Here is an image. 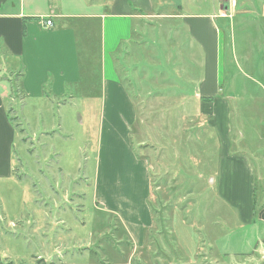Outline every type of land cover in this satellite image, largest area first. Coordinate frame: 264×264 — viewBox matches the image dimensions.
<instances>
[{
    "label": "rangeland",
    "instance_id": "rangeland-1",
    "mask_svg": "<svg viewBox=\"0 0 264 264\" xmlns=\"http://www.w3.org/2000/svg\"><path fill=\"white\" fill-rule=\"evenodd\" d=\"M54 1L35 0L30 9L46 12ZM155 1L160 5L167 0ZM228 1L222 0L220 13ZM250 1L262 0L237 4L244 9ZM106 2L85 0L93 7ZM239 6L230 18H221L232 19ZM173 14L162 10L143 17L114 54L118 75L136 108L131 144L149 167L152 226L145 246L133 248L118 220L96 202L95 112L84 118L82 100H75L74 106L23 104L18 91L7 107L17 125L13 153L19 184L0 190V264H264L260 256H222L225 249L230 253L246 248L248 236L235 233L233 212L216 201L212 179L217 142L199 115V100L187 99L183 85L200 60L191 47L185 48L186 32ZM229 23L224 28L228 57L235 44L231 34H236ZM0 75L7 76L3 71ZM252 78L239 67L226 75V86L240 94L252 86ZM237 100L232 105L231 153L244 152L261 169L264 147L255 142L252 125L264 127L256 120L255 106Z\"/></svg>",
    "mask_w": 264,
    "mask_h": 264
},
{
    "label": "crops",
    "instance_id": "crops-1",
    "mask_svg": "<svg viewBox=\"0 0 264 264\" xmlns=\"http://www.w3.org/2000/svg\"><path fill=\"white\" fill-rule=\"evenodd\" d=\"M34 1L0 0V72L7 75H0V190L2 185L19 184L13 153L17 129L9 120L7 103L13 100L9 80L21 72L23 104L50 101L74 106L75 100H82L84 118L95 112L96 202L118 220L133 248L144 247L152 226L149 167L131 145L135 106L115 72L112 55L129 41L133 26L143 17L170 11L186 32L185 48L191 47L200 60L183 85L187 99L199 100V115L217 142L212 179L216 201L233 212L235 233L248 236L246 248L230 253L225 249L222 256L264 258V165L259 169L244 152L231 153L232 105L237 99L255 106L256 120L264 127V0L247 2L244 9L237 4L230 20L218 16L222 0H167L160 5L155 0H107L103 7L89 6L85 0H55L51 7L47 0L46 12L32 11ZM28 17L33 20L26 21L22 36V19ZM47 19L52 26H45ZM228 22L236 31L231 34L235 44L229 57L224 45ZM92 37L97 43L90 50ZM239 67L254 75L252 86L240 94L226 86L230 85L226 75ZM75 116L83 123L81 114ZM252 126L255 142L264 147V130H258V122Z\"/></svg>",
    "mask_w": 264,
    "mask_h": 264
},
{
    "label": "trees",
    "instance_id": "trees-1",
    "mask_svg": "<svg viewBox=\"0 0 264 264\" xmlns=\"http://www.w3.org/2000/svg\"><path fill=\"white\" fill-rule=\"evenodd\" d=\"M27 20H33V18H30V17H28V18H23L22 19V36H24L25 35V23H26V21ZM93 33V32H92ZM133 31H132V33H131V37H132V35H133ZM80 38V37H79ZM81 39V38H80ZM131 39V38H130ZM129 39V40H130ZM90 44H89V46H88V48L90 49V50H92L93 48H94V44H95V42L97 43V40H96V38H94V37H92L91 39H90ZM128 42V41H127ZM122 44H124V43H121V45ZM88 45V44H87ZM120 45V46H121ZM120 46H119V48H120ZM118 48V49H119ZM117 49V50H118ZM96 50H97V46H95V52H96ZM117 50L115 51V53L117 52ZM92 52V51H91ZM115 53H113V55H112V60H113V64H114V69H115V72H116V74H117V76H118V78H119V80H120V82H121V84L124 86V84L122 83V80H121V78L119 77V75H118V70H117V66H116V59L114 58V54ZM81 54H82V50H81ZM22 76H23V74L21 73V72H17V73H15L14 75H13V77H11L10 78V83H11V94H18V91L20 92V93H23V89H22V86H21V80H22ZM8 78V77H7ZM125 87V86H124ZM46 89L47 88H45V91H44V95H45V97H48V95H47V91H46ZM125 89H126V91H127V93H128V95H129V92H128V90H127V88L125 87ZM129 97L131 98V96L129 95ZM132 100V99H131ZM200 100L202 101V102H208V101H210L211 100V98H200ZM132 102H133V100H132ZM135 111H136V108H135ZM7 113H8V116H9V120L14 124V126H15V129H17V125L14 123L15 122V117H11L10 116V114H9V111H7ZM131 141V140H130ZM132 145V144H131ZM136 154V153H135ZM139 157V156H138ZM140 158V157H139ZM256 207V206H255ZM255 210V209H254ZM145 246V245H144Z\"/></svg>",
    "mask_w": 264,
    "mask_h": 264
},
{
    "label": "built area",
    "instance_id": "built-area-1",
    "mask_svg": "<svg viewBox=\"0 0 264 264\" xmlns=\"http://www.w3.org/2000/svg\"><path fill=\"white\" fill-rule=\"evenodd\" d=\"M236 5H237V0H229L227 7H226V10L221 12L218 16L230 18L232 11L235 10V8H236ZM44 24L46 27H50V26H52V21L50 19H47L44 22Z\"/></svg>",
    "mask_w": 264,
    "mask_h": 264
}]
</instances>
